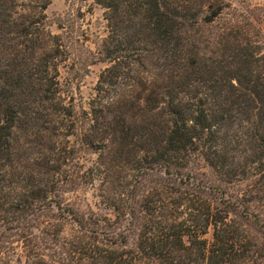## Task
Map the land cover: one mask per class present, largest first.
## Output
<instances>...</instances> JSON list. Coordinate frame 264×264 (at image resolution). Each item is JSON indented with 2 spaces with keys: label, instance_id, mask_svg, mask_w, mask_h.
Masks as SVG:
<instances>
[{
  "label": "trees",
  "instance_id": "trees-1",
  "mask_svg": "<svg viewBox=\"0 0 264 264\" xmlns=\"http://www.w3.org/2000/svg\"><path fill=\"white\" fill-rule=\"evenodd\" d=\"M23 1L0 0V264L264 262V22L231 0H93L109 66L83 119L59 90L48 0L26 16ZM118 87L129 95L101 96ZM109 105L121 107L111 119ZM51 131L74 164L53 146L43 163H15L17 133ZM94 141L142 150L126 199L106 209L114 220L62 206L89 184L77 155Z\"/></svg>",
  "mask_w": 264,
  "mask_h": 264
},
{
  "label": "rangeland",
  "instance_id": "rangeland-1",
  "mask_svg": "<svg viewBox=\"0 0 264 264\" xmlns=\"http://www.w3.org/2000/svg\"><path fill=\"white\" fill-rule=\"evenodd\" d=\"M231 1L241 7V12L251 15L256 22H264V0ZM48 2L49 5L44 11V16L39 18L42 19L46 30L58 37L62 53L58 64L59 90L66 104L74 105L79 113L78 116L84 119L82 112L88 113V105L96 95L99 77L109 66L108 63L100 62L98 56L108 35L105 12L93 0H48ZM43 4L44 0H25L19 4V13L22 16L29 15L32 8L37 9ZM122 89L124 91L120 90V87L113 90L107 88L101 96L110 103L124 93L126 96L129 95L125 87ZM114 106L109 105V110H105L103 113L104 116L111 119L113 114H117L116 111L121 107ZM123 113L136 121L139 120L138 110L128 104L124 107ZM85 121L88 123L87 120ZM101 124L106 127V123L101 122ZM56 136L55 131H51L43 139L26 140L21 132L17 133L13 143L15 163L18 166L19 164H30L31 167L34 163L45 162V159L51 157L46 149L53 146L56 150L66 149L65 152L60 153L64 158L62 161L74 164L73 158L76 156H72L69 145L65 144L63 138ZM69 139L68 141L71 143L74 141L73 138ZM28 141L33 143L28 144ZM94 143L92 154L82 152L77 155L84 165L81 175L86 172V183L89 184H86L85 188L79 189L78 192L65 195L62 206L75 207L86 213L90 210L99 218L107 217L114 220V216L107 213L106 209L113 203H118L119 198L126 199L127 187L124 182L132 175L137 165L134 162L142 156V152H140L142 150L136 149L134 155H130L131 158L124 155V148H120L122 152L115 154L114 148L103 151L102 144L97 141ZM133 156L135 159L132 163ZM95 163L98 164L97 167H94ZM65 168L69 169L70 167L65 166ZM89 169H91L90 172ZM18 170L20 171L21 168ZM66 228L65 233L72 235L71 230L74 229ZM260 264H264V262Z\"/></svg>",
  "mask_w": 264,
  "mask_h": 264
}]
</instances>
